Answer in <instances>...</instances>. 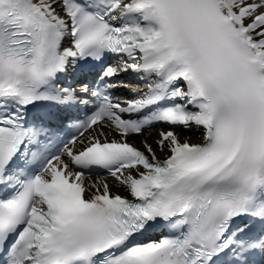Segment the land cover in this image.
Here are the masks:
<instances>
[{"label": "snow or ice", "instance_id": "6c2138e0", "mask_svg": "<svg viewBox=\"0 0 264 264\" xmlns=\"http://www.w3.org/2000/svg\"><path fill=\"white\" fill-rule=\"evenodd\" d=\"M0 264H264V0H0Z\"/></svg>", "mask_w": 264, "mask_h": 264}]
</instances>
